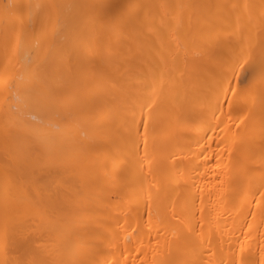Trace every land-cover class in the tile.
I'll list each match as a JSON object with an SVG mask.
<instances>
[{
  "label": "bare ground",
  "instance_id": "1",
  "mask_svg": "<svg viewBox=\"0 0 264 264\" xmlns=\"http://www.w3.org/2000/svg\"><path fill=\"white\" fill-rule=\"evenodd\" d=\"M0 264H264V0H0Z\"/></svg>",
  "mask_w": 264,
  "mask_h": 264
},
{
  "label": "rangeland",
  "instance_id": "2",
  "mask_svg": "<svg viewBox=\"0 0 264 264\" xmlns=\"http://www.w3.org/2000/svg\"><path fill=\"white\" fill-rule=\"evenodd\" d=\"M244 65H246V64H244ZM240 69L241 70L239 71V75L237 76L238 78H236L237 79L236 80L237 81L236 82L237 88H239V90H241L242 88L243 89H247L248 87H250L252 85L254 86V84L251 83V80L254 82V78L251 77V75L249 74L250 73L249 67L248 66H244V67H241ZM253 86H252V88H253ZM248 91H251V89H248Z\"/></svg>",
  "mask_w": 264,
  "mask_h": 264
}]
</instances>
